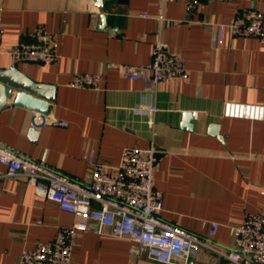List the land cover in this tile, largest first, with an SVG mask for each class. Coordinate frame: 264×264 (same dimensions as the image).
<instances>
[{"label":"crops","instance_id":"1","mask_svg":"<svg viewBox=\"0 0 264 264\" xmlns=\"http://www.w3.org/2000/svg\"><path fill=\"white\" fill-rule=\"evenodd\" d=\"M157 1L102 0L101 9L98 0H0L7 45L38 26L59 42V58L52 63H14L0 52V68L16 65L32 79L55 85L40 125L33 124L37 112L13 103L14 90L0 110V142L84 181L92 151L113 170L125 148L154 145L155 182L164 193L161 215L199 234L202 220L220 222L210 243L228 252L235 242L230 226L245 212L264 211V120L224 117L223 103L264 104V42L229 32L218 42L217 23L250 6L264 13V0H209L193 12L182 1L170 2L161 24L154 16ZM157 38L184 59L189 74L153 88L124 75L121 65L150 62ZM77 72L100 73L101 88L70 86ZM151 104L156 110L149 114ZM185 111L193 114L191 130L182 127ZM212 123L219 124L222 140L209 133ZM74 219L25 178L1 176L0 264H17L24 249L54 241ZM71 264L163 263L136 255L131 240L107 228L79 233ZM174 264L234 263L201 247Z\"/></svg>","mask_w":264,"mask_h":264},{"label":"built area","instance_id":"2","mask_svg":"<svg viewBox=\"0 0 264 264\" xmlns=\"http://www.w3.org/2000/svg\"><path fill=\"white\" fill-rule=\"evenodd\" d=\"M175 1L184 2L187 10L193 12L209 0H158L154 16L160 24L166 19L165 5ZM143 14L150 16L149 12ZM226 32L256 37L264 42V13L250 6L227 21L218 22V42L223 41ZM58 49L57 37L44 26L24 33L17 43L7 45L0 24V52L9 54L14 63H52L59 58ZM121 67L130 79L144 80L153 88L161 82L183 79L189 74L184 59L171 51L169 44L161 38L153 43L150 62ZM101 82L100 73L77 72L68 84L100 89ZM155 110V105L151 104L147 112L150 114ZM222 115L264 120V104L227 100L223 103ZM44 121L45 115L39 114L33 124L40 125ZM87 163L90 170L84 181L0 142V166L4 167V170L0 169V177L25 178L38 195L75 215L71 225L58 230L54 241H38L33 248L24 249L17 264H71L78 234L87 230L101 234L107 228L113 235L131 240V251L136 255L145 254L163 264H174L176 257L188 260L201 247L224 254L234 264H264V211L245 212L239 224L230 226L235 242L228 252L210 243L216 237L220 222L202 220L203 233L199 234L170 223L161 215L164 193L155 182L158 155L154 145L125 148L113 170L98 160L93 151Z\"/></svg>","mask_w":264,"mask_h":264},{"label":"water","instance_id":"3","mask_svg":"<svg viewBox=\"0 0 264 264\" xmlns=\"http://www.w3.org/2000/svg\"><path fill=\"white\" fill-rule=\"evenodd\" d=\"M98 6L103 9L102 0H98ZM105 24V15L101 16ZM16 90L13 103L37 112L40 115H47L50 108V101L55 98V85L40 82L32 79L16 65L0 68V110L8 107V99ZM193 114L191 111L183 113L182 127L191 130L193 128ZM219 124L212 123L209 126V133L222 137L219 131ZM32 134L37 132L32 129Z\"/></svg>","mask_w":264,"mask_h":264}]
</instances>
